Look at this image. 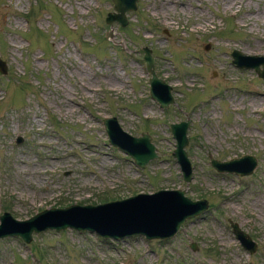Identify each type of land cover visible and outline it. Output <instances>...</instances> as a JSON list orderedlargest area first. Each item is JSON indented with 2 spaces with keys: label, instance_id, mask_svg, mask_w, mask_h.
Wrapping results in <instances>:
<instances>
[{
  "label": "rangeland",
  "instance_id": "obj_1",
  "mask_svg": "<svg viewBox=\"0 0 264 264\" xmlns=\"http://www.w3.org/2000/svg\"><path fill=\"white\" fill-rule=\"evenodd\" d=\"M111 11L110 0H0V214L23 220L175 188L207 209L165 240L68 228L32 233L28 243L3 237L0 264H264V79L230 57L264 56V0H137L125 27L105 23ZM144 46L171 88L167 108L148 96L136 52ZM103 117L147 133L157 157L136 167L108 143ZM181 120L187 184L168 129ZM243 154L256 159L246 176L208 164ZM228 221L255 242L252 254Z\"/></svg>",
  "mask_w": 264,
  "mask_h": 264
},
{
  "label": "water",
  "instance_id": "obj_2",
  "mask_svg": "<svg viewBox=\"0 0 264 264\" xmlns=\"http://www.w3.org/2000/svg\"><path fill=\"white\" fill-rule=\"evenodd\" d=\"M112 11L105 16V23H118L120 27L127 24L126 12L136 8L137 0H110ZM110 30L104 37L108 38ZM207 47H205L206 49ZM141 53L144 69L150 76L148 82V96L155 100L159 108H167L172 104L171 88L158 78L153 70V56L150 49L142 47L136 50ZM231 62L239 68L252 69L258 77L264 79V56L244 55L237 50L230 52ZM4 64L0 61V72L4 73ZM102 127L108 143L128 155L132 163L143 168L148 161L157 157L155 147L147 133L138 136L123 131L114 117H103ZM187 120L168 124L169 132L174 139L171 151L172 157L179 165L182 180L187 184L191 178V166L187 159L185 147L187 145ZM19 139L18 142L19 143ZM209 166L217 173H232L246 176L256 167V159L252 155L243 154L226 160L208 159ZM205 199L191 200L180 189H157L150 193H136L121 199L110 200L97 204H69L64 207L45 208L27 219L18 220L9 213L0 214V238L19 237L28 243L31 234H37L46 229L56 232L64 229H74L78 232H92L102 239L118 240L124 237L141 235L146 240H165L172 237L180 225L189 218L197 217L207 209ZM231 233L240 246L252 254L256 244L250 236L240 230L237 224L228 221ZM195 249V245H191Z\"/></svg>",
  "mask_w": 264,
  "mask_h": 264
},
{
  "label": "trees",
  "instance_id": "obj_3",
  "mask_svg": "<svg viewBox=\"0 0 264 264\" xmlns=\"http://www.w3.org/2000/svg\"><path fill=\"white\" fill-rule=\"evenodd\" d=\"M38 6H41V2L39 3ZM24 17H25L26 21L28 22V20H29V16H28V15H25ZM29 44H30V42H28V45H29Z\"/></svg>",
  "mask_w": 264,
  "mask_h": 264
},
{
  "label": "bare ground",
  "instance_id": "obj_4",
  "mask_svg": "<svg viewBox=\"0 0 264 264\" xmlns=\"http://www.w3.org/2000/svg\"><path fill=\"white\" fill-rule=\"evenodd\" d=\"M255 100V99H254ZM257 100V99H256ZM260 101V100H259ZM93 148V147H92ZM59 157V156H58Z\"/></svg>",
  "mask_w": 264,
  "mask_h": 264
}]
</instances>
